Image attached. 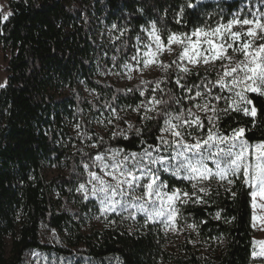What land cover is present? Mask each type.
<instances>
[{
  "label": "trees",
  "instance_id": "16d2710c",
  "mask_svg": "<svg viewBox=\"0 0 264 264\" xmlns=\"http://www.w3.org/2000/svg\"><path fill=\"white\" fill-rule=\"evenodd\" d=\"M243 2L8 0L12 15L4 21L0 13V47L8 51L6 82L0 87V264H27L32 252L52 264H264V258L251 255V189L242 179L233 185L225 182L223 187L216 181L210 186L200 185L209 188L207 195L197 190L206 203L177 202L180 215L176 228L181 238L172 248H168L169 243L177 239H171L157 222L138 217L133 226L116 222L83 234L80 222L72 220L67 212L72 210L70 201L78 199L75 189L85 182L84 164H90L93 154L111 149H122V155L141 153L148 145L157 144L163 124L156 112L146 113L143 107L136 111V118L117 122L115 136L95 134L94 121L99 117L112 119V108L120 114L134 111L141 101L147 104L156 81H161L162 91L155 95L168 101L167 111L175 114L194 103L184 97L194 95L195 90L185 93L174 83L184 75L172 64L180 48L164 61L172 64L167 72L161 68L157 76L146 80L151 82L147 90L142 83L116 86L97 78V71L106 67L122 71L125 63H135L132 57L137 45L142 47L147 41L144 29L149 23H156L166 43L170 33H190L195 28L226 23L242 9ZM99 22L114 36L97 44L94 30ZM205 78L214 82L217 73L196 68L181 82L190 86L201 84ZM81 84L93 92V99L82 95ZM141 91L145 92L143 96ZM218 92V88L213 89V94ZM248 98L257 109L255 120L243 112L229 111L221 115L216 126L227 136L234 129L244 128L243 138L259 143L264 141V96L249 93ZM177 99L180 104L175 103ZM212 102L220 109L228 106L224 100ZM195 103L203 101L197 98ZM145 114L155 118L142 119ZM73 117L80 118L95 149L72 151L62 141L67 138L65 122ZM51 165L66 173L47 178L44 169ZM159 175L168 185L167 191H193L188 181L169 172L161 171ZM44 230L61 235L63 241L44 240Z\"/></svg>",
  "mask_w": 264,
  "mask_h": 264
},
{
  "label": "snow or ice",
  "instance_id": "6c2138e0",
  "mask_svg": "<svg viewBox=\"0 0 264 264\" xmlns=\"http://www.w3.org/2000/svg\"><path fill=\"white\" fill-rule=\"evenodd\" d=\"M188 6L194 7L191 4ZM11 15V12L2 13V18L7 21ZM239 15V12L234 13L226 23L218 22L214 28L199 27L190 33H170L166 38V44L156 23H151V31L148 32L150 42L144 44L146 50L141 55L138 44L137 54L132 57L136 62L135 65L125 63L122 66L127 69L128 79H132L133 70L143 71L139 67L141 63L144 68L159 64L166 72L172 64H175L184 75L177 77L174 83L185 93H193L195 90L194 95L184 97L185 100L194 103L192 107L182 108L175 114L167 111L168 101L158 99L155 95L161 90V81L155 82L156 87L151 89L153 95L148 98L147 104L141 101L134 111L139 112L143 107L146 113L156 112L163 120L159 128L161 135L156 137L157 144L148 145L141 153L132 152L122 155V149L108 150L111 153V163L107 161L106 153H98L93 159V164L105 170V175L110 177L111 181H115L112 183L97 172H89L91 177L89 183L96 182L93 184L91 194L99 200L102 215L108 212L120 214L131 208L144 213L146 222H156L163 218L162 222L166 227L176 231V219L180 215L177 202L181 205L189 202L206 203L197 195V190L207 195L209 188L200 185L210 186L212 181L223 187L225 182L233 185L236 180L242 179L243 184L251 189L249 195L252 197L253 208L257 207V197L264 200V141L251 144L243 138L246 131L244 128L234 129L231 136H227L221 134L216 126V121L221 115H226L229 111L243 112L244 115L251 116L255 120L257 109L253 101L248 98V94L264 96V43L253 47L257 39H264V13L253 14L252 19L242 20L239 19ZM237 25L241 28L249 27L245 31L233 30ZM137 41H140V37H137ZM173 45L181 49L177 60H173L172 64L157 60L156 57L165 51L173 54L175 52ZM230 49L233 53L242 55L243 59L235 60L233 56L228 55ZM217 62L220 63V70L214 82L207 81L206 78L201 84L190 86L181 82L192 73V69L187 64L193 66L211 64L215 67ZM141 83L147 90V85L151 82ZM214 88H219L220 93L228 92L231 96L213 94ZM144 94V91L140 92L141 96ZM197 98L203 103H195ZM213 100L217 102L224 100L228 102V106L220 109L212 103ZM175 103L180 104V100H175ZM249 105L251 108L248 107ZM193 108L198 111H193ZM112 113L116 119L120 118L116 115L115 108H112ZM141 118L151 120L155 117L145 114ZM108 122L112 123V120L109 119ZM128 127L131 129L133 125L129 123ZM136 131L139 134L140 129ZM113 135L115 136L116 133ZM120 135L124 133L121 132ZM186 136L191 138V142L185 139ZM161 152H169V154L160 155ZM209 161L214 167L209 165ZM157 165L159 167H154ZM84 167L87 169L89 165L85 164ZM161 171L169 172L177 179L188 181L193 191L189 193L180 188L167 191L168 185L159 175ZM80 189L84 190L85 185L81 184ZM137 190H142L143 195L136 196ZM225 191L230 192V188H226ZM231 195L235 196V193ZM193 197L195 200L192 199ZM259 207L264 208V203ZM130 216L135 218L134 213H130ZM216 217L220 218L219 212L216 213ZM195 227L189 225V228ZM254 243L260 244L261 249L259 252L253 251L252 255L264 257V241H254Z\"/></svg>",
  "mask_w": 264,
  "mask_h": 264
},
{
  "label": "rangeland",
  "instance_id": "374dc122",
  "mask_svg": "<svg viewBox=\"0 0 264 264\" xmlns=\"http://www.w3.org/2000/svg\"><path fill=\"white\" fill-rule=\"evenodd\" d=\"M7 2L8 0H0V6H2V8H0L1 14L8 12ZM238 12L240 13L239 19L241 20L244 18L252 19L253 14L258 15L259 13H264V0H244L242 4V9H240ZM99 23L100 24H97L94 30V38L97 44L110 41L111 38L114 36V33L111 31L109 27L103 26L102 22H99ZM247 27L249 26H243V28H241L240 26L237 25V26H234L233 30L245 31ZM146 29L147 31H145V34L147 37V41L144 44H147L150 42L148 32L151 31V23H149ZM261 43H264V39H257L253 47H258V45ZM172 47L175 49V52L173 54H169L168 52L165 51L156 57L157 60L164 62V61H167V59H171L179 50V47L176 45H173ZM140 49H141V55H142L143 51H145L146 49L144 48V45H142ZM228 55L233 56L235 60L243 59L242 55H240L239 53H233L231 49L229 50ZM7 59H8L7 49H3L0 47V85H4L6 82L7 72L5 68L7 64ZM135 63H128V64L135 65ZM225 63H227V61H225ZM187 66L191 69H196V68H203L207 70L214 69L216 73L220 70L219 62L216 63L215 67H213L211 64L207 66L203 64H200L197 66L187 64ZM139 67L143 69V71L133 70L131 73L132 79H128L127 69L123 68L122 71H115L109 67H106L105 69H101V70L99 69L97 71V78L107 79L109 81H112L116 86L125 87V86L132 85L134 83H141L142 81H146L150 78H153L159 74L160 69H161L159 64H153V65H150L148 68H144L143 63H141ZM80 90L83 96L89 99H93L94 97L93 92L87 90V88L83 84L80 85ZM218 94L223 95V96H231V94L228 92L220 93L219 91ZM194 111H198V110L195 109ZM116 115H118L120 118L116 119L115 116H112L113 117L112 119L109 117L107 118L99 117L96 121H94L92 124V129L94 133L100 136H103L105 134L111 135L115 131V126L117 122L119 123L120 119L127 120L130 117L136 118L137 112L136 111H132V112L126 111L125 113L121 112L120 114H116ZM109 119L112 120V123L108 122ZM77 125H79V127H77ZM205 125L207 128L208 125H207L206 120H205ZM65 132H66L67 138L65 140H62V139L61 140L64 141L66 144H69V147L72 151L95 149L96 146L92 142L91 136L89 135L88 130H85L82 127L79 117H73L70 120L65 122ZM196 134L197 133H194V135ZM205 134H206V129H205ZM228 136H231V134ZM185 139L191 142L190 137L186 136ZM251 144H256V143H251ZM97 154L98 153L92 155L90 164H88L89 168L85 169L84 167L83 172L86 176V180L85 182L80 183L78 187L75 189V194L78 195V199L76 201L75 200L73 201L72 199L69 203L71 205L72 210L70 211L69 209L67 210V212L70 213L72 220H75V221L78 220L80 222V231L83 234H87L92 230H100L102 228L112 226L116 222H120L122 225H126V226H133L135 222L137 221L138 217L147 219L144 213L139 212L135 209H131V208H129L128 211L122 212L120 214L113 213V212H108L103 215L101 214L100 212L101 206H100L99 200L91 194L93 184H95L96 182L93 181L92 183H89V180L91 179V177L89 176V172L90 171L97 172L99 175L103 176L105 180L111 181V178L105 175V170H102L101 168L93 164V159ZM106 159L109 163H111L110 151L106 153ZM209 165L214 167L211 161H209ZM156 167H159V165H157ZM44 173L47 178H50L57 174H64L66 173V170H60L58 167L51 165V166L45 167ZM111 182L115 183V181H111ZM81 184L85 185L84 190L80 189ZM135 195L136 196L143 195L142 190H137L135 192ZM117 199H119V197H117ZM79 203L82 205H80ZM261 203H264V200H261V198L257 197L256 198L257 207L253 208L252 207V197H251V226H252L251 255L253 251L259 252L261 249V245L258 243H254V241H264V208L259 207ZM63 208H64L63 205L60 206V210H63ZM73 210H75L74 213L76 215L72 214L71 211ZM118 212H119V209H118ZM130 213L135 214L134 219L130 216ZM253 217H255V219H253ZM162 220L163 218H161V220H157L156 222L162 226L163 230L166 232L167 235H169L171 239H177L176 241H174V243L173 241L169 243L168 248H172L175 246V243L180 240L181 238L180 234L177 230L173 231L171 227H166V225L162 222ZM150 222H153V221H150ZM66 233L67 232L64 231V234ZM43 239L52 240L54 243L57 241H60V242L63 241L61 235L56 236L53 231H49V230L43 231ZM9 249H10V239L8 238L6 239L7 253L9 252ZM252 257L253 258H264L259 255L255 257L252 255ZM28 258L29 260L27 261V264H52L50 263L48 259L45 260L43 256H39L36 252L30 253L28 255ZM252 264H259V263H252Z\"/></svg>",
  "mask_w": 264,
  "mask_h": 264
}]
</instances>
